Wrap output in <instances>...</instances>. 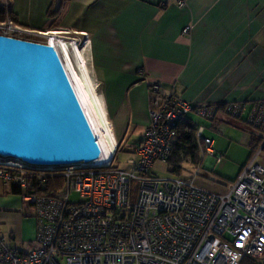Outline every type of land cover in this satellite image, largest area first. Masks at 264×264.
Listing matches in <instances>:
<instances>
[{
  "label": "built area",
  "instance_id": "built-area-1",
  "mask_svg": "<svg viewBox=\"0 0 264 264\" xmlns=\"http://www.w3.org/2000/svg\"><path fill=\"white\" fill-rule=\"evenodd\" d=\"M184 4L177 0L178 7ZM6 5L0 0V7ZM191 29L186 26L182 34ZM49 32H59L49 34L56 40H73L65 30L34 32L10 19L0 22L6 36L43 37L46 41L38 42L50 44ZM148 90L149 122L126 169L112 165L119 140L112 156L99 163L41 167L0 157V178L20 189L37 222V247L27 252L8 247L0 233V264H245L264 257V98L193 106L175 92H162L157 82ZM220 112L244 118L261 138L224 194L196 184L200 164L185 178L151 172L155 162L169 158L176 129L188 114L212 122ZM204 130L198 126L195 138L202 157L214 164L220 156ZM55 179L64 180V191L57 186L51 194L34 192ZM133 182L138 185L134 201ZM72 192L77 202L69 200Z\"/></svg>",
  "mask_w": 264,
  "mask_h": 264
},
{
  "label": "crops",
  "instance_id": "crops-1",
  "mask_svg": "<svg viewBox=\"0 0 264 264\" xmlns=\"http://www.w3.org/2000/svg\"><path fill=\"white\" fill-rule=\"evenodd\" d=\"M5 1L22 28L83 33L121 148L127 135H135L136 145L144 137L153 82L193 106L264 98V0H184L183 7L177 0ZM186 26L192 29L182 34ZM227 123L220 112L211 128ZM253 134L259 136L246 134L247 145ZM200 154L199 164L208 167L211 158ZM60 183L50 180L46 188ZM13 186L0 178V233L8 247L27 252L37 247V222Z\"/></svg>",
  "mask_w": 264,
  "mask_h": 264
},
{
  "label": "water",
  "instance_id": "water-1",
  "mask_svg": "<svg viewBox=\"0 0 264 264\" xmlns=\"http://www.w3.org/2000/svg\"><path fill=\"white\" fill-rule=\"evenodd\" d=\"M102 149L59 51L0 34V157L61 166L97 161Z\"/></svg>",
  "mask_w": 264,
  "mask_h": 264
},
{
  "label": "rangeland",
  "instance_id": "rangeland-1",
  "mask_svg": "<svg viewBox=\"0 0 264 264\" xmlns=\"http://www.w3.org/2000/svg\"><path fill=\"white\" fill-rule=\"evenodd\" d=\"M53 11L54 10H51L50 17L55 18V13ZM10 20L12 23L17 24V22L13 19L10 18ZM70 37L72 38V36ZM22 38L33 41H46L43 37H30L23 35ZM73 40L77 41V45L81 48L85 43L83 35H76ZM98 83L100 85V82ZM187 118L192 119L196 124L204 126L205 130L203 136H207L215 141L214 152L220 156V160L212 165L211 170L207 167L200 166L195 182L202 188L210 190L214 193L224 194L227 191L228 185L236 179L237 175L247 164L250 155L252 154L251 149L244 140L246 138V134L248 135L249 132H258L251 126L230 117H227L229 119V123L222 124V126L217 129H212L211 122L196 116L194 113L189 114ZM123 145L124 147L122 148L119 146L116 157L112 162V165L115 168L126 169L128 167L126 160L132 157L130 152L131 148L136 145L135 135H127ZM180 168L181 169H178V171H175L173 170V165H169L167 161L165 163L157 161L154 163L151 172L161 178H170L172 176L185 178L191 177L192 173H194L197 169L190 160H183L180 164ZM60 181L61 183L58 187L60 190L64 191V180L61 179ZM137 188V183L133 182L131 184L132 201L136 199ZM69 200L71 202H77L79 197L76 193L72 192L69 195ZM250 262L252 261L247 260L246 263L249 264Z\"/></svg>",
  "mask_w": 264,
  "mask_h": 264
},
{
  "label": "bare ground",
  "instance_id": "bare-ground-1",
  "mask_svg": "<svg viewBox=\"0 0 264 264\" xmlns=\"http://www.w3.org/2000/svg\"><path fill=\"white\" fill-rule=\"evenodd\" d=\"M50 33L59 32H49L48 35ZM47 40L57 46L63 65L102 144V155L97 162L108 159L115 150L118 134L108 114L98 80L90 71L86 44L81 48L75 40L69 43L61 39L56 40L52 35H49Z\"/></svg>",
  "mask_w": 264,
  "mask_h": 264
},
{
  "label": "trees",
  "instance_id": "trees-1",
  "mask_svg": "<svg viewBox=\"0 0 264 264\" xmlns=\"http://www.w3.org/2000/svg\"><path fill=\"white\" fill-rule=\"evenodd\" d=\"M10 18H11L10 11L6 7H0V22ZM187 116L184 121L180 122V124L176 129V137L173 142L171 154L167 159V162L169 163V165H173V170L175 171L181 169L180 164L183 160H190L195 166H198L200 163L199 162L201 155L199 151L200 146L195 138V133L197 127L202 125L194 123L193 120L187 118ZM236 120H241V119H236ZM260 142H261L260 136H255L253 134L251 137V141H249L248 144L249 148L251 149V152H253L255 148L258 147ZM35 185H37V183H35ZM13 187H14L13 191L20 193V189L17 188L15 184ZM35 188L36 189H34V192H36L37 194L52 193L51 191H48L47 188L45 189H40L39 187H35ZM246 262L247 261H245V264H248ZM249 264H256V263L252 261Z\"/></svg>",
  "mask_w": 264,
  "mask_h": 264
},
{
  "label": "flooded vegetation",
  "instance_id": "flooded-vegetation-1",
  "mask_svg": "<svg viewBox=\"0 0 264 264\" xmlns=\"http://www.w3.org/2000/svg\"><path fill=\"white\" fill-rule=\"evenodd\" d=\"M22 39H24V38H22Z\"/></svg>",
  "mask_w": 264,
  "mask_h": 264
}]
</instances>
